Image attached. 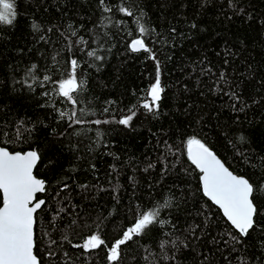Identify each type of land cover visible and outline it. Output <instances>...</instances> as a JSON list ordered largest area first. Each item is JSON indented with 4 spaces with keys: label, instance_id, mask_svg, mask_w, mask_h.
I'll list each match as a JSON object with an SVG mask.
<instances>
[{
    "label": "trees",
    "instance_id": "trees-1",
    "mask_svg": "<svg viewBox=\"0 0 264 264\" xmlns=\"http://www.w3.org/2000/svg\"><path fill=\"white\" fill-rule=\"evenodd\" d=\"M14 3L13 24L0 23V145L40 157L39 264H109L111 244L153 209L158 222L121 246L118 264H264V0ZM73 59L75 104L58 94ZM193 138L253 184L248 235L203 194ZM92 234L105 245L79 247Z\"/></svg>",
    "mask_w": 264,
    "mask_h": 264
},
{
    "label": "snow or ice",
    "instance_id": "snow-or-ice-1",
    "mask_svg": "<svg viewBox=\"0 0 264 264\" xmlns=\"http://www.w3.org/2000/svg\"><path fill=\"white\" fill-rule=\"evenodd\" d=\"M101 2L103 3V0ZM105 11L109 9L106 8ZM120 11L131 15L126 8H121ZM16 16L14 0H0V23L12 25ZM139 31L144 34L148 29L141 26ZM131 48L133 51H148L143 39L133 40ZM88 55L96 56L94 51H90ZM96 59L100 57L96 56ZM77 68L78 61L71 60L68 77L58 84V94L74 104L78 102L75 97L84 83L77 79ZM44 79L48 80L49 77L45 76ZM162 91L158 73L148 91L150 101H145L142 107L153 111L158 106ZM133 115L121 118L119 123L127 126ZM70 120L72 123H83L77 118L75 111L72 112ZM93 123L100 124L102 121L96 120ZM187 155L201 173L203 194L222 209L223 215L240 236L248 235L255 227L254 218L258 214V207L253 202V184L242 176L234 175L208 147L195 138L187 141ZM39 159L37 151L34 150L11 153L0 147V264H38L37 257L33 254L34 214L41 209L44 201H36L35 197L37 193L45 191L44 181L33 174ZM156 222L158 212L155 209L144 211L136 218L123 231L122 238L111 244L107 257L109 264H118L121 246ZM102 245H105V240L97 234H92L79 247L94 250Z\"/></svg>",
    "mask_w": 264,
    "mask_h": 264
},
{
    "label": "water",
    "instance_id": "water-1",
    "mask_svg": "<svg viewBox=\"0 0 264 264\" xmlns=\"http://www.w3.org/2000/svg\"><path fill=\"white\" fill-rule=\"evenodd\" d=\"M0 147H2L1 145H0ZM2 148H5V147H2ZM5 149H7V148H5ZM8 150V149H7ZM9 151V150H8ZM27 151H32V150H26V151H24V152H20V153H25V152H27ZM10 152V151H9ZM11 153H16V152H11ZM215 154V153H214ZM216 155V154H215ZM217 158L218 159H220L218 156H217ZM221 160V159H220ZM221 162L224 164V162L221 160ZM225 165V164H224ZM36 167V166H35ZM35 167H34V169H35ZM225 167H227L226 165H225ZM228 168V167H227ZM34 169H33V174H34ZM229 169V168H228ZM199 170V169H198ZM229 171H231L230 169H229ZM232 172V171H231ZM233 173V172H232ZM234 175H236L235 173H233ZM35 176V175H34ZM239 176V175H238ZM243 177V176H242ZM245 178V177H244ZM39 179V178H38ZM45 185V184H44ZM202 187V186H201ZM43 193V192H42ZM38 194H40V193H37L36 194V197H35V200L36 201H39L40 200V198H37V195ZM208 198V197H207ZM209 199V198H208ZM41 200H43V199H41ZM210 200V199H209ZM211 201V200H210ZM212 202V201H211ZM212 204H214L220 211H221V213H222V215H223V211H222V209H220L219 208V206L218 205H216L214 202H212ZM39 210V209H38ZM37 210V211H38ZM36 214V213H35ZM224 216V215H223ZM224 218H225V220H227V218L224 216ZM228 221V220H227ZM228 223L230 224V222L228 221ZM231 225V224H230ZM34 226H35V215H34ZM33 231H34V228H33ZM236 232H238L237 230H236ZM84 243V242H83ZM82 243V244H83ZM81 244V245H82ZM34 245H35V243H34ZM85 250V249H84ZM86 251H88V250H86ZM33 254H34V247H33ZM35 255V254H34ZM37 260H38V258H37ZM38 264H39V260H38Z\"/></svg>",
    "mask_w": 264,
    "mask_h": 264
}]
</instances>
